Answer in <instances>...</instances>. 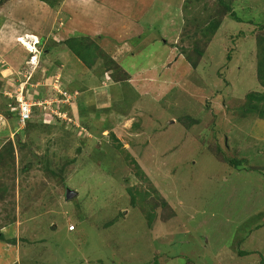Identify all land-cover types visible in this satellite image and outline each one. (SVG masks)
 <instances>
[{
	"label": "rangeland",
	"instance_id": "obj_1",
	"mask_svg": "<svg viewBox=\"0 0 264 264\" xmlns=\"http://www.w3.org/2000/svg\"><path fill=\"white\" fill-rule=\"evenodd\" d=\"M263 25L264 0H0V264H264Z\"/></svg>",
	"mask_w": 264,
	"mask_h": 264
},
{
	"label": "trees",
	"instance_id": "obj_2",
	"mask_svg": "<svg viewBox=\"0 0 264 264\" xmlns=\"http://www.w3.org/2000/svg\"><path fill=\"white\" fill-rule=\"evenodd\" d=\"M231 12V11H230ZM230 16L233 18V20L234 21H237V22H242L239 18H237L236 16H235V14H233V12H231L230 13ZM261 28L262 27H264V25L263 26H260ZM216 28V25H211L210 27H209V29H215ZM82 41L83 42H85V40H82V39H80V38H72L71 40H68L67 42H65V46L67 47V49H69V51H70V53L77 59V60H79L84 66H89V67H91L90 66V64L92 65V63H93V61H94V55H95V52H92V50H97V49H99L97 46H93L92 45V48L88 45V46H85V45H83L82 44ZM40 44V42L38 43V45ZM258 47H259V54H258V56H259V58H258V65H257V67H258V73H257V77H258V80H259V84L261 85V87L264 89V37H261L260 39H258ZM24 49V48H23ZM47 51H48V49H47ZM50 54V53H49ZM42 57L43 56H45V55H41ZM107 59V58H106ZM104 62V61H103ZM109 62H112V60H109ZM107 62H104L103 63V65H105V66H107ZM109 65V64H108ZM113 69L114 68H111L110 66H109V72H112L113 71ZM115 69H118V68H115ZM43 71H44V74L42 75V76H39V74H41V73H43ZM45 75H48V76H54V73H53V71H52V68L51 69H49V68H45V67H42V69L40 70V69H38L37 70V72L36 73H34L33 74V76L32 77H34V78H32V80H31V83H39V81H40V79H41V77L43 78ZM123 75H124V72H123ZM39 76V77H38ZM37 77V78H36ZM38 79L37 81H36V79ZM117 82V81H116ZM61 83L63 84V81L61 80ZM62 91L63 92H66L67 94H72L73 93V91L72 92H70V91H67V90H65V85L63 84L62 85ZM62 97V96H61ZM60 97V98H61ZM246 99L248 100V108H247V112H251V111H253V110H255V111H257L258 109H263L262 107L261 108H259V103L260 102H264V94H261V95H259V96H255L254 94H248L247 96H246ZM257 102L256 104H253L254 102ZM7 106H8V103L4 106V111H5V113H6V116H12V115H15V116H17L15 113L13 114V113H10V111H9V108H7ZM36 109V108H35ZM35 109H34V112H35ZM260 112L258 113V115L259 116H264V111H262V110H259ZM38 113H40L41 114V112H40V110L38 111ZM39 114V115H40ZM43 115V114H42ZM32 118H33V116H32ZM17 121H18V118H17ZM31 122V121H30ZM29 123V122H28ZM27 123V124H28ZM57 123V122H56ZM11 150H12V147H11ZM11 150H9L8 151V156H12V152L13 151H11ZM13 157V156H12ZM11 157V158H12ZM14 159V158H13ZM2 159H1V156H0V161H1ZM230 163L234 166V167H236V168H238V166H239V162H236V161H233V162H231L230 161ZM2 238V236H0V239ZM6 242H8V243H14V240H7ZM154 264H159L158 262H157V260L155 259V261H154Z\"/></svg>",
	"mask_w": 264,
	"mask_h": 264
},
{
	"label": "built area",
	"instance_id": "obj_3",
	"mask_svg": "<svg viewBox=\"0 0 264 264\" xmlns=\"http://www.w3.org/2000/svg\"><path fill=\"white\" fill-rule=\"evenodd\" d=\"M33 57L31 59H33ZM33 87H36V86H33ZM23 91H24V89L22 87L20 89V91H19V96L15 97V101L17 103V106L16 107L9 106L10 113H13V114L15 113L17 115V117H18V127H20L21 129H23L28 122L32 121V114H33V109L34 108L42 107L43 111L47 110L42 105V104H46V102L41 104L40 101H36V102L35 101L31 102L30 100L28 101V100H26V96L24 97L25 93L23 95Z\"/></svg>",
	"mask_w": 264,
	"mask_h": 264
},
{
	"label": "crops",
	"instance_id": "obj_4",
	"mask_svg": "<svg viewBox=\"0 0 264 264\" xmlns=\"http://www.w3.org/2000/svg\"><path fill=\"white\" fill-rule=\"evenodd\" d=\"M19 46L21 47V45H19ZM21 48H22V47H21ZM22 49H23V48H22ZM25 50H26V49H25ZM0 56L3 57L4 55L0 54ZM5 56H6V54H5ZM6 61H7V63H9V60H6ZM71 70H72V68H71ZM1 71H2V70H0V74L2 73ZM0 79H1V76H0ZM37 83H38V82H37ZM37 83H35V84H33V85H37ZM28 84H29V83H28ZM28 84H26V85H28ZM63 84H64V83H63ZM0 85H1V83H0ZM30 87H32V86L30 85ZM30 87H29V88H30ZM3 88H4L5 90H7V91L12 90V88L9 87V86H7V87H3ZM1 89H2V88L0 87V92H1V94H2V95L0 94V95H1V98L4 99V100H7L6 96H8V95L5 96V92L3 93ZM7 101H8V100H7ZM3 108H4V107H3ZM3 108H2V109H3ZM3 111H4V109H3ZM5 125H6V121H5L4 115H2V113H0V127H3V128H4Z\"/></svg>",
	"mask_w": 264,
	"mask_h": 264
},
{
	"label": "water",
	"instance_id": "obj_5",
	"mask_svg": "<svg viewBox=\"0 0 264 264\" xmlns=\"http://www.w3.org/2000/svg\"><path fill=\"white\" fill-rule=\"evenodd\" d=\"M76 192H72L70 190H66V199L69 200L72 196H76Z\"/></svg>",
	"mask_w": 264,
	"mask_h": 264
},
{
	"label": "clouds",
	"instance_id": "obj_6",
	"mask_svg": "<svg viewBox=\"0 0 264 264\" xmlns=\"http://www.w3.org/2000/svg\"><path fill=\"white\" fill-rule=\"evenodd\" d=\"M19 43H21V42H19ZM29 43H31V42H29ZM32 45H33V47L37 46V44H36V45L32 44ZM29 53L32 55V57L34 56V53H33L32 51H30ZM32 57H31V58H32ZM31 58H30V59H31ZM18 131H19V130H18Z\"/></svg>",
	"mask_w": 264,
	"mask_h": 264
},
{
	"label": "bare ground",
	"instance_id": "obj_7",
	"mask_svg": "<svg viewBox=\"0 0 264 264\" xmlns=\"http://www.w3.org/2000/svg\"><path fill=\"white\" fill-rule=\"evenodd\" d=\"M23 47L25 48L26 46L23 45ZM30 64V63H29ZM36 66V65H35Z\"/></svg>",
	"mask_w": 264,
	"mask_h": 264
}]
</instances>
